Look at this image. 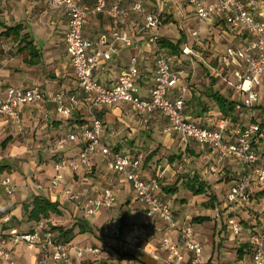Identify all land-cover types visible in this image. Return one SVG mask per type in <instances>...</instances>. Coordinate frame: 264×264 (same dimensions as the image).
I'll return each mask as SVG.
<instances>
[{
  "label": "crops",
  "instance_id": "0c3cea01",
  "mask_svg": "<svg viewBox=\"0 0 264 264\" xmlns=\"http://www.w3.org/2000/svg\"><path fill=\"white\" fill-rule=\"evenodd\" d=\"M79 1L82 5H92L96 0ZM173 1L178 4H173ZM145 6L149 11L161 10L173 21H177L176 11L183 20L195 18L198 24L195 30L200 29L201 40L197 44L202 50L209 49L211 55H204L201 51H195L193 55L182 52L173 55L179 60L177 64H172L176 71L180 64L192 65L193 61H199L205 69L197 71L194 68L192 74L190 71L191 76L188 74L191 78L184 83L181 91L185 111L190 120L194 121L197 117L196 123L208 127H216L220 120H225L226 138L233 140L238 127L252 123L250 110L243 106L242 94L237 93L230 84L232 72H223L227 80L218 77L210 62L212 59L218 60L219 54L227 47L241 46L244 36L232 35L221 19L215 23H200L187 0H145ZM18 24H23L24 32L30 33L39 56L32 58L27 50H23L24 45H19V41L0 37V81L4 87H39L45 92V99L34 105L20 106L23 130L0 115V180L10 175L17 185L12 195L0 193V233L13 226L20 229L18 221L25 225L20 230L30 229L31 222L24 223L27 216L23 206L34 196L41 195L58 206V212L49 218L50 224L74 228L75 234L67 242L73 246L91 245L102 250L79 257L72 247L68 260L55 264H170L167 261L168 253L159 248L161 239L169 236L183 249L180 235L167 227L159 216L148 214L146 207L137 201L130 182L110 170L100 152L92 155L91 167L64 170L61 183L53 190L49 189L55 175L54 163L61 158H77L84 143L77 138L60 146L56 141L89 122L90 103L79 87L65 46L64 35L68 29L66 11L61 9L52 13L44 0H7L5 6L0 5V32L6 26ZM144 25V16L139 13L118 19L104 13L87 15L83 32L86 38L95 41L93 50L107 49L98 42L102 34L110 35L115 30L135 33L131 45L119 41L118 51L112 52L110 59H102L98 63L93 72L96 81L106 86L114 85L131 59L136 57L141 76L138 82L141 95H150L156 58L167 50L158 46L159 39L165 35L159 31L164 22L154 29L145 28ZM164 28L171 36L177 37L172 23L165 24ZM181 37L178 35V39ZM207 38L212 39L209 47L205 44ZM210 77L213 78L211 81ZM180 89L176 88L173 92L179 95ZM258 89L264 90V76ZM60 91L66 93V101L74 95L80 100L70 116L63 115L55 108L52 96ZM215 93L228 102H235L237 121L223 117ZM97 112L103 120L104 144L132 156L143 153L139 170L146 178L156 176L160 179L159 195L170 203L179 225L194 227L209 264H254L249 242L252 232L260 230L264 221V189L253 183L246 199L233 204L227 200L231 186L249 173L247 164L231 156L220 159L211 147L200 145L193 139L185 140L177 132H166L169 122L158 112L140 116L126 102L101 106ZM254 112L256 118L259 115L264 117L262 96ZM234 122L238 125L234 126ZM256 146L264 151V132L257 137ZM198 185H203L205 190L195 194L192 188ZM68 187L81 194L83 199L101 195L105 188L110 187L115 193L116 203L109 210L102 209L90 215L82 205L64 196V189ZM200 195L202 198L196 199ZM241 211H247L250 215L239 217L241 233L223 238L224 232L229 233L227 218L236 217ZM220 218L224 232L218 228ZM114 230H118V233ZM217 236H220V240H217ZM233 247L234 250H231ZM8 248L16 264H38L37 250L26 244L8 245ZM190 263L188 258L181 264ZM0 264L8 263L0 258Z\"/></svg>",
  "mask_w": 264,
  "mask_h": 264
},
{
  "label": "built area",
  "instance_id": "2783aa9c",
  "mask_svg": "<svg viewBox=\"0 0 264 264\" xmlns=\"http://www.w3.org/2000/svg\"><path fill=\"white\" fill-rule=\"evenodd\" d=\"M5 6L7 0H0ZM96 0L92 5H82L79 0H44L50 12L64 9L68 16V29L64 35L65 46L70 56L79 87L89 101V122L74 131L60 136L57 144L65 145L77 138L83 140V147L75 159L61 158L54 163L55 175L49 189L56 188L64 178V170H79L92 166V155L100 152L108 168L128 180L137 199L146 207L149 215L159 216L164 224L178 232L184 243L181 249L169 236H163L160 250L167 252L170 264H181L189 258L191 264H209L204 246L197 239L192 225H179L170 203L159 195L160 179L156 176L146 178L140 166L143 153L129 155L115 147L104 144L102 140L103 120L98 115L101 106H111L126 102L140 116L154 113L163 115L169 122L166 132H177L185 140L193 139L199 144L214 149L220 159L228 156L244 162L250 168L249 173L239 178L231 186L227 196L230 204L246 199L253 182L264 188V151H258L253 145L257 123L238 127L233 140L226 138L227 125L220 120L216 127H208L189 119L185 111V99L181 91L180 72L176 71L166 54L160 53L155 61L153 87L148 97L141 95L139 86L140 69L138 59L133 57L129 66L122 71L112 86H106L94 79L93 72L102 59H110L112 52H117L119 41L131 45L135 33L113 31L110 35L102 34L98 42L107 49L93 50L95 41L84 36V24L87 15L104 13L112 19L129 17L132 13L144 16L145 28H159L163 24L162 11H149L145 0ZM158 2L163 0H157ZM188 6L195 12L200 23L224 21L232 35H243L241 46H229L219 54L217 66L212 68L214 74L225 79L223 72H232L234 90L243 96V106L250 110V117H255L254 107L260 102L261 92L257 87L262 84L264 76V0H187ZM195 43L200 39V29L192 31ZM197 44V43H196ZM93 50V51H92ZM185 55L195 54L194 48L186 44L182 48ZM227 80V79H225ZM180 89V94L173 92ZM172 92V93H171ZM45 99V92L39 87L17 88L4 87L0 81V115L15 122L23 130L20 106L34 105ZM55 108L65 116H70L79 106L80 100L74 95L66 101V93L60 91L52 96ZM41 188V185H38ZM17 185L10 175L0 180V193L12 195ZM64 196L85 211L94 215L102 209H111L116 203L115 193L107 187L101 195L83 199L73 188H65ZM9 220V218H6ZM49 219H43L27 230L9 227L0 233V258L8 264H16L8 245L26 244L38 252V264H55L66 262L72 247L79 257L86 253L97 254L101 249L94 246L80 247L60 238V234L51 228ZM227 227L234 236L241 232L240 223L233 216L227 218ZM118 233V230H114ZM251 257L254 264H264V221L260 230L250 236Z\"/></svg>",
  "mask_w": 264,
  "mask_h": 264
},
{
  "label": "trees",
  "instance_id": "16d2710c",
  "mask_svg": "<svg viewBox=\"0 0 264 264\" xmlns=\"http://www.w3.org/2000/svg\"><path fill=\"white\" fill-rule=\"evenodd\" d=\"M162 17H163V13H162ZM0 37L10 38L14 41H19L20 43L19 45H24L23 50L24 49L27 50L28 54H30L32 58L39 56L38 49L34 45L30 33L24 32L23 24H18L15 26H6L5 29L0 32ZM182 41H183L182 37L179 38L178 40H174L171 37L163 36L159 39L158 46L160 49H166L172 55H178L180 54V52H182V48H183ZM35 60H39V59H35ZM215 97H217L219 103V110L223 115V117L225 119L229 118L230 121H237L234 115L236 109L235 102H228L226 99L219 96L218 93H215ZM252 122L257 123L259 125V131L255 133L253 139V145L256 148V150H258L256 146V140L257 137L264 132V122L263 123L258 122L256 117L252 118ZM192 189L195 192V194H198V193H202L205 190V187L203 185H198ZM23 210L27 216L26 220L28 222H31V226H30L31 228L39 221L43 219H49L53 213H57L58 206L56 202H53L41 195H36L32 198L30 202L24 204ZM51 228L53 230L59 231L61 238L65 241L71 239L75 234L74 228H64L62 226H53V225H51ZM246 247L247 246H245L244 248ZM249 248H251V246Z\"/></svg>",
  "mask_w": 264,
  "mask_h": 264
},
{
  "label": "rangeland",
  "instance_id": "374dc122",
  "mask_svg": "<svg viewBox=\"0 0 264 264\" xmlns=\"http://www.w3.org/2000/svg\"><path fill=\"white\" fill-rule=\"evenodd\" d=\"M177 2L176 1H173V4H176ZM178 4V3H177ZM126 5H129V3L128 4H126ZM176 8H178V5H176L175 6ZM182 9V8H181ZM180 10V9H179ZM176 19H177V21H173V18H170V16L168 15V16H166V14L164 13L163 14V22H164V25L166 24H168L169 25V23H172V27L173 28H175V31H176V35H177V37H174V36H171V34H170V32L166 29V28H164V25H163V27H161L160 28V32L162 33V34H165L164 36H168V37H174L173 39L174 40H178V35L180 36V35H182V37H183V41H182V46L186 43V44H189V45H191L193 48H194V50L195 51H198V52H203V54L204 55H207L209 52H211L209 49H206V50H202L201 49V47H200V45H198V44H196L194 41H193V37H192V31L193 30H195L196 29V27L198 26V24H197V22L195 21V18L194 17H191L190 19H186V20H183L182 18H181V16H180V14H179V11H176ZM179 28V29H178ZM181 29H183V31H184V35H183V31H181ZM203 40V39H202ZM211 40L212 39H210V38H207L206 40H205V44H207L208 45V47H209V45L211 44ZM199 41H201L200 39H199ZM165 52V54L169 57V59H170V62H171V64H177L178 62H179V60H177V58H175V57H173V55L169 52V51H164ZM209 55H211L210 53H209ZM209 57V56H208ZM175 59V60H174ZM212 62H210V64L213 66V68L214 67H216L217 66V60L215 59H212L211 60ZM192 63V62H191ZM195 65V66H194ZM173 66V65H172ZM174 68V67H173ZM194 68L197 70V71H203V66H202V64L199 62V61H193V64L192 65H190L189 63L186 65L185 64V66L184 65H179V67L177 68L178 70L177 71H179L180 72V84H181V87L183 88V86H184V83L185 82H187L189 79L188 78H191V77H189V75L191 76V74H192V70H194ZM175 69V68H174ZM207 69V68H206ZM205 70V69H204ZM190 71H191V74H190ZM189 74V75H188ZM205 77H209V76H205ZM210 79H213V78H209V81H211ZM232 79V82H234V80H233V78H231ZM260 86V85H259ZM258 86V87H259ZM258 87H257V89H258ZM258 91H260L261 93V96H262V98H264V90H262L261 91V89L259 90L258 89ZM197 117H195L194 118V121L193 122H195V121H197ZM230 120V119H229ZM257 120H258V122H260V123H263L264 122V117L263 116H261V115H259L258 117H257ZM196 123V122H195ZM238 124L236 123V122H234V126H237ZM56 144H57V141H56ZM201 145V144H200ZM219 158V157H218ZM244 163V162H243ZM245 164V163H244ZM3 166V165H2ZM253 183H257V182H253ZM252 183V184H253ZM251 184V185H252ZM258 184V183H257ZM260 185V184H259ZM261 186V185H260ZM251 187V186H250ZM264 189V188H263ZM200 198H202L201 197V195L200 196H196V199H200ZM137 201H139V200H137ZM241 201V200H240ZM140 202V201H139ZM141 203V202H140ZM142 204V203H141ZM235 214H236V212H235ZM241 215H244V216H249L250 217V215L248 214V212L247 211H241V213H239V214H236V217H238V219H237V221L240 223V219H239V217L241 216ZM256 217V216H255ZM257 218V217H256ZM50 221V220H49ZM18 223V226L20 227V229H24L25 228V225L23 224V222H20V221H18L17 222ZM24 223H28V221L25 219V222ZM49 224H50V222H49ZM50 225H52V224H50ZM242 224H240V226H241ZM218 228L219 229H221V232H224L225 231V229L223 228V225H222V219L220 218L219 219V226H218ZM241 233V232H240ZM232 235V232L230 231V229H229V233H227V232H224V235L222 236L223 238H228V237H231V235ZM217 240H220V236H217ZM21 245V244H20ZM88 246H91V245H88ZM81 247V246H80ZM95 247V246H94ZM99 248V247H98ZM159 248H160V245H159ZM101 249V248H100ZM231 250H234V247L233 248H231ZM102 251V250H101ZM190 262V261H189ZM191 264V263H190Z\"/></svg>",
  "mask_w": 264,
  "mask_h": 264
}]
</instances>
